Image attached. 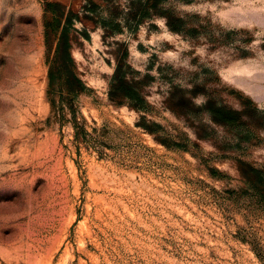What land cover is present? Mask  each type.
<instances>
[{"label":"rangeland","instance_id":"rangeland-1","mask_svg":"<svg viewBox=\"0 0 264 264\" xmlns=\"http://www.w3.org/2000/svg\"><path fill=\"white\" fill-rule=\"evenodd\" d=\"M0 264H264V0H0Z\"/></svg>","mask_w":264,"mask_h":264},{"label":"trees","instance_id":"trees-1","mask_svg":"<svg viewBox=\"0 0 264 264\" xmlns=\"http://www.w3.org/2000/svg\"><path fill=\"white\" fill-rule=\"evenodd\" d=\"M112 89L113 91H118V93L121 94L122 96L129 97L130 99L138 98L136 91L134 89L132 90L130 85L127 84L126 81L122 80V78H119V77L114 78V82L112 83ZM120 102L121 101H119V103ZM253 171L256 173H259V171L255 168H253Z\"/></svg>","mask_w":264,"mask_h":264}]
</instances>
